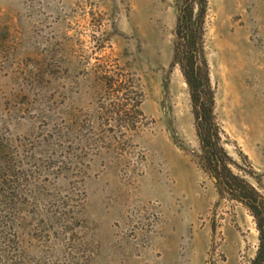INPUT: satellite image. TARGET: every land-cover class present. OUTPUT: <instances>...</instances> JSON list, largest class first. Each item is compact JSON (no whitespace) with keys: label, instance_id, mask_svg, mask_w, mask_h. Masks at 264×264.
Instances as JSON below:
<instances>
[{"label":"rangeland","instance_id":"374dc122","mask_svg":"<svg viewBox=\"0 0 264 264\" xmlns=\"http://www.w3.org/2000/svg\"><path fill=\"white\" fill-rule=\"evenodd\" d=\"M175 0H0V264H249L202 158ZM212 122L264 198V0H207Z\"/></svg>","mask_w":264,"mask_h":264},{"label":"trees","instance_id":"16d2710c","mask_svg":"<svg viewBox=\"0 0 264 264\" xmlns=\"http://www.w3.org/2000/svg\"><path fill=\"white\" fill-rule=\"evenodd\" d=\"M172 64L177 65L187 85L202 158L217 185L242 203L253 217L258 232L255 255L249 264H264V198L242 178L231 173L225 152L212 122V92L201 39L207 0H175Z\"/></svg>","mask_w":264,"mask_h":264}]
</instances>
